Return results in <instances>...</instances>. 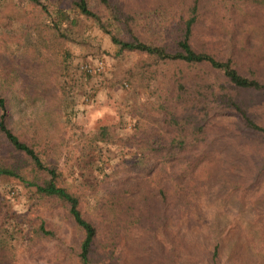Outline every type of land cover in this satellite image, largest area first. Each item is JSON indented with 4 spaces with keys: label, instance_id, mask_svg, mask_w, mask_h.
I'll return each mask as SVG.
<instances>
[{
    "label": "trees",
    "instance_id": "trees-1",
    "mask_svg": "<svg viewBox=\"0 0 264 264\" xmlns=\"http://www.w3.org/2000/svg\"><path fill=\"white\" fill-rule=\"evenodd\" d=\"M26 1V30L40 39L79 42L88 19L116 45V60L135 55L111 80L128 85L132 117L79 129L63 172L61 122L12 125L19 54L3 49L0 179H18L26 198L61 211L78 264H264V0ZM13 13L19 18V8ZM47 70L29 69L25 96L49 100L43 112L55 119L63 87L48 98L56 81ZM211 181L234 206L223 237L216 223L209 233L195 227ZM36 218L0 209L1 263L12 264L18 244L32 255L58 237Z\"/></svg>",
    "mask_w": 264,
    "mask_h": 264
},
{
    "label": "rangeland",
    "instance_id": "rangeland-1",
    "mask_svg": "<svg viewBox=\"0 0 264 264\" xmlns=\"http://www.w3.org/2000/svg\"><path fill=\"white\" fill-rule=\"evenodd\" d=\"M88 1L92 4L94 0ZM0 5V52L3 49L9 52L10 49L14 54H19V83L15 88L12 86L13 90L19 93V103L10 114L14 121L12 125L14 128L19 127V131H30L32 121L42 122L43 125L45 120H48L50 123L46 127L54 130V122H61L63 127L61 148L66 151V157L62 154L58 158V167L64 172L65 167L77 153L74 135L79 129L88 130L100 123L117 125L121 120L126 123L132 117L127 110L131 99L128 85L124 81L111 83V80L115 73H121V69L134 59L135 55L125 56V61L116 60L112 56L116 45L111 42L107 33L88 19H84V25L88 27L84 37L79 38V42L60 40L56 43L54 33H49L48 40L40 39L34 32H28L25 27V23L31 18L32 4L26 0H2ZM15 7L19 8V18L13 17ZM41 18L42 21L46 19L44 15ZM48 57L50 62L48 61L47 65ZM99 60L103 64L100 74H91L88 77L82 74L79 69L81 63L94 64ZM44 68L48 69V75L53 74L56 81L48 91V98L53 96L50 95L52 92H56L57 97L60 95L58 84L63 87V92L61 91V96L54 105L55 119H47L43 112L49 100L25 96V78L29 69L40 74L44 72ZM139 95L145 97L142 92ZM72 122L73 127L70 126ZM116 160L118 158L107 163L106 167L110 169ZM25 191V187L18 179L1 178L0 209L8 208L23 212L33 218L34 222L39 216L55 228L58 237L42 239L40 252L32 255H28L18 244L16 258L12 264H78L72 252H69V245L72 243L70 223L64 221L58 208H42L40 203L26 198ZM219 191L218 181L204 185L203 193L197 201L195 215V227L199 229V233H209L210 226L216 223L217 234L223 237L233 224L234 206H227L218 195Z\"/></svg>",
    "mask_w": 264,
    "mask_h": 264
},
{
    "label": "built area",
    "instance_id": "built-area-1",
    "mask_svg": "<svg viewBox=\"0 0 264 264\" xmlns=\"http://www.w3.org/2000/svg\"><path fill=\"white\" fill-rule=\"evenodd\" d=\"M102 68H103V64L101 60L95 62L94 64L83 62L79 65V69L81 70L82 73L85 74H100Z\"/></svg>",
    "mask_w": 264,
    "mask_h": 264
}]
</instances>
